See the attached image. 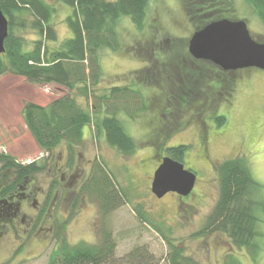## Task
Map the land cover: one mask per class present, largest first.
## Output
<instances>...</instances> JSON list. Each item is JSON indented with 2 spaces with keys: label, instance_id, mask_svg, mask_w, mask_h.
<instances>
[{
  "label": "rangeland",
  "instance_id": "rangeland-1",
  "mask_svg": "<svg viewBox=\"0 0 264 264\" xmlns=\"http://www.w3.org/2000/svg\"><path fill=\"white\" fill-rule=\"evenodd\" d=\"M44 1L56 9L53 25L59 41L70 38L72 33L66 19L72 14V9L59 0ZM194 1L152 0L142 30H138L129 18H123L118 27L122 48L120 51L107 49L101 52L102 79L91 89V94L101 97L114 86H131L139 90L147 101L154 103V97L166 91L160 86L163 85L164 69L182 72L179 57H185V60L193 57L189 52V41L199 21H194L191 14L194 16V13L204 11L198 0ZM219 2L233 9V13L228 15L230 20L246 21L252 37L264 42V24L245 0ZM26 37L31 43L37 35L29 31ZM182 64L189 65L188 61ZM235 75L236 85L231 96L225 91L221 94L220 90L211 94L201 82L190 80L189 84L196 91L195 102L201 105L194 102V106L186 112L182 113L179 109L176 117L171 118V131L166 137L165 146L187 145L183 163L197 176L195 188L189 196L169 193L158 199L151 191L154 173L163 157L167 156L164 151L157 153L153 141L162 139L163 127L160 124L171 116L162 118L161 107L154 104L146 112L136 113L135 118L120 113L119 119L126 132L136 142L135 152L131 156H124L107 144L104 133L97 135L95 127H85L84 142L76 149L75 163L78 160L83 169L77 205L69 209L58 203L59 221L55 239L50 243L42 235L24 245L15 241L12 235L0 239V264H49L51 254L58 248L57 237L59 240L64 238L71 245L81 242L98 244L103 230L112 232L118 257H123L136 246L144 245L161 260L160 264H166L167 243L155 229L140 220L134 208L138 206L142 207L150 220L162 222L171 228L173 242L198 264H227L231 258L241 264H264V213L259 226L263 235L259 238L262 249L256 261L245 250L233 247L224 235L195 237L218 199L216 168L224 160L237 157L246 159L254 179L262 185L264 197V71L248 68L236 71ZM199 89L203 92H199ZM68 92L57 84H31L10 73L0 77V154L12 156L26 165L36 161L43 166L39 174L28 177L31 190H47L54 181L55 188L61 190L64 170L68 172L65 167L68 154L64 145L51 155L40 150L22 118L23 106L27 102L47 106ZM71 94H75L83 107L94 112L93 97L86 101L77 89ZM214 112L227 118L221 127H217ZM96 159L106 165L116 179L114 182L128 195V199L108 215L103 214L98 198L83 190L90 177L91 162ZM14 178L13 171L3 172L0 169V189ZM60 201H63L62 196Z\"/></svg>",
  "mask_w": 264,
  "mask_h": 264
},
{
  "label": "trees",
  "instance_id": "trees-1",
  "mask_svg": "<svg viewBox=\"0 0 264 264\" xmlns=\"http://www.w3.org/2000/svg\"><path fill=\"white\" fill-rule=\"evenodd\" d=\"M59 1L72 9V14L66 19L72 36L63 41H59L53 25L56 9L46 1L0 0V8L9 21L5 52L0 54V77L10 73L24 78L31 84H57L69 91L47 106L33 102H27L23 106L22 118L40 150L44 154L51 155L58 147L64 145L68 154L67 162L73 166L76 161V149L84 142L83 130L90 126L95 127L97 135L104 133L110 147L124 156H131L136 150V142L126 132L119 119L120 113L135 118L136 113L146 112L154 104L161 107L162 118L171 116L169 120L160 124L163 127L162 139L153 141L157 146V153L164 151L167 156L183 163L188 146L181 144L168 148L165 143L171 131L169 126L172 122L171 118L176 117L179 109L182 113L186 112L189 107L194 106L193 103L197 99L194 96L196 91L189 81L196 79L207 87L211 94L220 90L221 94L225 91L231 96L236 85L234 77L236 71H224L210 61L197 60L191 56L189 60L179 57L181 63L178 64L182 65L183 71L171 69L168 72V68L164 69L163 85L160 86L166 91L155 96L154 103L149 100L148 102L139 90H134L131 86H114L107 94L97 97L91 94V89L102 79L101 52L107 49L121 50L118 27L123 18H129L138 30L143 29L147 9L152 0ZM219 1L198 0L201 9L208 11L196 12L194 16L191 14L194 21H199L197 30L213 21L230 19L228 15L233 13V9L222 5ZM245 1L255 10L264 24V0ZM218 5L221 8H217ZM29 31L37 35L31 43L26 37ZM187 61L188 66L182 64ZM227 74H229L228 78ZM76 89L84 96V100L89 101L90 97L94 98L92 105L94 112L83 107L75 94H71ZM199 92L203 90L199 89ZM205 92L208 94V91ZM174 103L176 106H173ZM195 103L201 105L199 102ZM213 116L217 127H221L227 121L225 116L215 112ZM152 121L154 123V118ZM0 166L3 172L13 171L17 179L12 187L8 185L0 190V199L8 198L9 190L16 184L24 183L27 177L43 171V166L36 161L26 165L6 154H0ZM216 173L219 185L218 199L204 226L195 237L224 235L233 247L245 250L251 259L256 261L262 249L259 242V238L263 236L259 230L261 215L264 213L262 185L254 179L250 164L244 158L224 160L218 164ZM113 179L106 165L96 159L89 180L83 185L84 191L98 198L104 215L113 212L126 198L128 199L126 191L114 182L116 179ZM134 208L140 220L155 229L167 243L166 264H198L187 257L183 249L173 242L171 228L166 227L162 222L156 223L150 220L141 206ZM57 239L58 248L51 254L49 264H160L161 262L144 245L136 246L123 257H118L116 241L109 230L102 231L101 241L98 244L81 242L71 245L64 238L59 240L57 237ZM227 264L241 263L231 258L228 259Z\"/></svg>",
  "mask_w": 264,
  "mask_h": 264
},
{
  "label": "water",
  "instance_id": "water-1",
  "mask_svg": "<svg viewBox=\"0 0 264 264\" xmlns=\"http://www.w3.org/2000/svg\"><path fill=\"white\" fill-rule=\"evenodd\" d=\"M9 21L0 8V54L5 52ZM189 52L197 60L210 61L224 71L257 68L264 71V42L254 39L246 21L221 19L197 30L189 41ZM197 181L196 174L184 163L166 156L156 169L151 191L162 199L169 193L189 196Z\"/></svg>",
  "mask_w": 264,
  "mask_h": 264
},
{
  "label": "flooded vegetation",
  "instance_id": "flooded-vegetation-1",
  "mask_svg": "<svg viewBox=\"0 0 264 264\" xmlns=\"http://www.w3.org/2000/svg\"><path fill=\"white\" fill-rule=\"evenodd\" d=\"M94 161L91 162V168ZM65 167L68 172L64 170ZM65 167L62 168L64 174L60 182V185H62L61 190L55 188V181L47 190L38 188L31 190L29 188L31 182L28 181L27 177L24 183H18L9 190L10 195L8 198L0 199L1 240L8 235H12L15 241L22 242L24 245L41 235L49 243L55 239V232L59 221L57 209L60 204L58 203L64 204L69 209L74 208L79 201V199L77 200L80 191V187L78 188V186L80 180L83 179V169L80 162L78 164V160L73 166L69 165L66 161ZM16 180L15 176L14 180L4 187L8 185L12 187V184ZM61 196L63 201H60Z\"/></svg>",
  "mask_w": 264,
  "mask_h": 264
}]
</instances>
